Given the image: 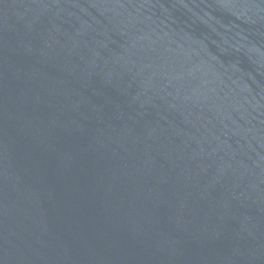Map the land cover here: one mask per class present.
I'll list each match as a JSON object with an SVG mask.
<instances>
[{
	"label": "water",
	"instance_id": "1",
	"mask_svg": "<svg viewBox=\"0 0 264 264\" xmlns=\"http://www.w3.org/2000/svg\"><path fill=\"white\" fill-rule=\"evenodd\" d=\"M0 264H264V0H0Z\"/></svg>",
	"mask_w": 264,
	"mask_h": 264
}]
</instances>
